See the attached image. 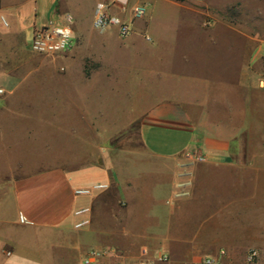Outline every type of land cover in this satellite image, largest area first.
I'll return each instance as SVG.
<instances>
[{
	"label": "crops",
	"instance_id": "0c3cea01",
	"mask_svg": "<svg viewBox=\"0 0 264 264\" xmlns=\"http://www.w3.org/2000/svg\"><path fill=\"white\" fill-rule=\"evenodd\" d=\"M101 1L110 0H0V15L10 24L0 28V66L7 67L0 72L6 92L0 96V264H82L85 255L76 262L72 253H86L91 245L110 250L101 264H140L144 248L148 259L164 253L171 264H201L222 250L223 264H248L254 250L264 264V179L254 181L253 195L246 192L254 173L264 172V163L257 162L264 156V33L241 35L237 26L222 23L235 33L230 38L239 43L242 58L233 80L212 81L176 69L175 51L164 52L165 41L153 31L151 0H123L148 8L127 38L95 29ZM161 1L184 7L202 31V1L196 6ZM111 12L125 16L119 3ZM67 15L73 29L69 50L53 56L24 52L37 29L66 23ZM130 49L140 57L153 53L155 61L135 71L141 111L102 115L98 95L129 86L122 77L132 70L122 55ZM136 120L141 143L157 165L121 173L112 166L97 168L98 152L108 154L114 136ZM74 144L83 159L66 158ZM189 152L204 156L206 167L250 174L244 193L222 199L186 234L193 211L201 209L195 207L193 183L185 199L175 197L177 173ZM149 178L155 184L146 183ZM99 183L106 190L77 194ZM167 190L169 198L157 199ZM152 203L169 209L156 206L152 215L146 209ZM80 210L89 211L91 221L85 239L75 229ZM145 219L155 231L139 229Z\"/></svg>",
	"mask_w": 264,
	"mask_h": 264
},
{
	"label": "rangeland",
	"instance_id": "374dc122",
	"mask_svg": "<svg viewBox=\"0 0 264 264\" xmlns=\"http://www.w3.org/2000/svg\"><path fill=\"white\" fill-rule=\"evenodd\" d=\"M149 11L153 14V31L165 41L164 52H168L169 48L175 51L176 69L188 71L194 76H207L212 81L222 79H234V70L240 67L242 55L239 57L240 46L238 42H234L230 36L235 35L232 30L224 26L235 25L241 30V35L252 33L259 35L264 33V0H174L179 3L196 6L197 1H202L203 8L202 31L195 29L189 13L184 7H180L173 3L161 0H151ZM144 3V2H141ZM145 4V3H144ZM147 17V16H146ZM224 23V26L223 24ZM135 33V30L134 32ZM149 35H143L144 39ZM151 41V37L150 40ZM29 44V43H28ZM24 52L28 55L35 54L31 51L30 45L25 44ZM145 56L143 57V55ZM141 57L134 50H126L122 55V63L125 67L132 70L131 75L122 77L128 80L129 86H115L112 89H106L98 95L97 105L102 115L110 110L118 112L137 113L141 111L142 92L137 90V76L135 71L138 69H146V67L154 66L153 53H144ZM187 59V60H186ZM59 70V66L54 67ZM7 71V67L0 66V72ZM135 73V74H134ZM125 81V80H124ZM134 82V83H132ZM127 84V85H128ZM130 88V89H129ZM132 88V89H131ZM146 94H153V91H145ZM83 106V98L80 100ZM140 122L136 120L127 126L124 130L114 136L111 143V149L108 154L98 152L96 156V167L104 168L112 166L118 173L133 171H143L146 167L157 165L154 160L143 147L140 134ZM104 147L107 145L101 143ZM80 145L74 144L73 148H69L66 158L76 159L84 158ZM82 156V157H81ZM200 156L197 152H189L184 155V163L181 164V170L177 173L178 183L181 181H191L193 188L196 190V196L199 201L195 202V207L201 209L194 210L190 223L187 227V233L200 223L203 218L215 210L219 206L222 199L232 197L237 192L244 193L243 186L247 184L250 173L234 172L233 170L217 169L215 167H206L207 162H197L196 158ZM101 161L102 163H100ZM258 163H264V156L257 158ZM238 186L234 187V180H239ZM252 176V173L251 175ZM251 185L247 186L246 192L253 195L255 190L254 181L264 179V172H255ZM155 184V179H146V183ZM154 182V183H153ZM102 184V183H99ZM93 186V185H92ZM191 187V186H190ZM105 189L99 191L103 192ZM155 188L152 189L155 195ZM146 192H148L146 190ZM190 192V189H189ZM171 196V191L167 190L164 194L158 196L157 199H167ZM187 197V196H186ZM178 198V199H185ZM169 209L168 206H160L149 204L146 208L153 215L155 208ZM156 208V209H157ZM77 222L75 229L78 230L77 237L85 239L91 229V221L88 219L89 211L80 210L76 213ZM143 229L155 231V225L145 219L143 221ZM158 229V228H157ZM140 231V232H141ZM102 240L105 236H101ZM91 245L85 250L74 251L72 259L80 261L84 255L86 256L91 250L101 253L100 262L111 257L109 249H99ZM51 250V249H50ZM55 253V252H54ZM248 263V262H247ZM255 264H261L258 259Z\"/></svg>",
	"mask_w": 264,
	"mask_h": 264
},
{
	"label": "built area",
	"instance_id": "2783aa9c",
	"mask_svg": "<svg viewBox=\"0 0 264 264\" xmlns=\"http://www.w3.org/2000/svg\"><path fill=\"white\" fill-rule=\"evenodd\" d=\"M117 3L121 4L124 17L116 15L111 12V7ZM148 14V8L142 3H136L129 5L127 1L123 0H110L101 1L97 3L94 13V27L101 33L108 31H116L121 38H127L131 36L135 30V23L146 19ZM127 15V16H126ZM66 23H48L42 28L37 29L33 35L30 49L35 54L44 56H53L61 54L70 49L73 29L72 18L67 15L65 17ZM10 24L8 19L4 15H0V28H9ZM150 40V37H146ZM262 87L264 81L261 82ZM6 92L3 88H0V96ZM197 162H207V159L200 155L196 158ZM191 181H181L177 184V192L175 197L183 198L189 194ZM107 188V185L96 184L87 188L77 190V194L80 196H92L95 193ZM150 252L147 248L142 250L143 261L140 264H171V259L168 254L159 253L155 259H148ZM226 255V251H220L217 257L205 258L201 264H223V258ZM101 253L95 250H91L83 259L82 264H101ZM258 259L257 251H250L248 253V264H255Z\"/></svg>",
	"mask_w": 264,
	"mask_h": 264
}]
</instances>
